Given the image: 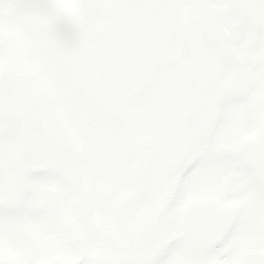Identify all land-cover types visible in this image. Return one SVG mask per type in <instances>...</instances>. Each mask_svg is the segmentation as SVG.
Segmentation results:
<instances>
[{
	"label": "flooded vegetation",
	"instance_id": "af4514ba",
	"mask_svg": "<svg viewBox=\"0 0 264 264\" xmlns=\"http://www.w3.org/2000/svg\"><path fill=\"white\" fill-rule=\"evenodd\" d=\"M111 2L0 0V264H264V193L240 158L264 117L225 108L263 76L264 0H179L169 60L131 112L151 156L127 202L121 127L66 81L94 77Z\"/></svg>",
	"mask_w": 264,
	"mask_h": 264
},
{
	"label": "water",
	"instance_id": "95a60500",
	"mask_svg": "<svg viewBox=\"0 0 264 264\" xmlns=\"http://www.w3.org/2000/svg\"><path fill=\"white\" fill-rule=\"evenodd\" d=\"M179 0H112L109 22L96 30L97 71L90 81H66L73 94L82 99L94 115L105 123L119 125L126 158L133 163L132 180L138 201L143 194L145 168L150 148L138 134L130 108L147 95L155 73L165 65L174 32ZM256 67L257 63H253ZM221 86L218 96L224 94ZM242 164L264 193V123L255 138L241 143Z\"/></svg>",
	"mask_w": 264,
	"mask_h": 264
},
{
	"label": "rangeland",
	"instance_id": "374dc122",
	"mask_svg": "<svg viewBox=\"0 0 264 264\" xmlns=\"http://www.w3.org/2000/svg\"><path fill=\"white\" fill-rule=\"evenodd\" d=\"M227 1L228 0H226V2ZM251 38H252V36H251L250 33H245L244 36H243V40H241L239 44H238V42L235 43V45H237V47H238V50L239 51L244 50V48L242 47V44H244L245 41H248ZM256 53L258 54V56L261 58V60L263 62L262 63V70L264 72V45L261 46V48H259L256 51ZM260 73H261V69H259L256 72V74H260ZM173 85L174 86L178 85V82L177 83H173ZM252 94H253L252 99H247V100H244L242 102L240 101L237 104H233V103L232 104H228V103L225 104V108L231 109L233 120L238 118V116H236V115H237V113H240L242 115L241 118H245L246 120L249 121L251 119V117H250V108H252V105H253V108H255L254 114L256 115V117H258V116H259V118L264 117V73H263V76L261 78H259L254 83V88L252 89ZM257 97H260V100H258ZM210 99H211V96L209 97V101H210ZM218 106H220V104ZM235 108H236V111L234 110ZM245 113H246V115H245ZM248 121L246 123H248ZM236 124H239V123L236 122ZM251 130H252L251 126L248 125L247 126V131L249 132ZM168 232H169V235L177 234L176 231L174 230V228H172V227H169ZM223 251L225 253H227L226 249L223 250ZM228 257H229V259H228V263L227 264L231 263V259L233 258V256L228 254ZM170 259H171V262H173V257L171 258V256H170L169 260H168V264L170 263ZM201 264H207V262L206 263L204 262V263H201ZM208 264H210V262H208Z\"/></svg>",
	"mask_w": 264,
	"mask_h": 264
}]
</instances>
